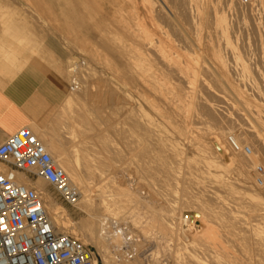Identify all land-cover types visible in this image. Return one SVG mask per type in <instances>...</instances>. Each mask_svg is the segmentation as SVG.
<instances>
[{"label":"rangeland","instance_id":"374dc122","mask_svg":"<svg viewBox=\"0 0 264 264\" xmlns=\"http://www.w3.org/2000/svg\"><path fill=\"white\" fill-rule=\"evenodd\" d=\"M178 1H179L180 5H179ZM209 1H211L210 3L212 5V7L215 8V11L213 12L212 8H208V11H206V21L201 20L199 23H196V26L194 27V29H193V27L190 28L189 23L186 22V18H184V26H185V28H187V30L184 28L186 32L183 31V33H182V31L181 32L178 30L176 31L174 26L170 23L167 12L164 11L165 9L163 7V4H164L168 8L171 7V8H169L170 10L174 9L177 11H180V10L182 11V9H183L182 3H184V5L186 3V1H182V0H169V1L168 0H0V30L1 31H8V30L12 31L13 29L14 30L16 29V30H19L20 33L22 34V36H20L19 38L16 39L17 40V43H16L17 48H10L9 53L8 52L4 53V57H2V60H3V62L7 63L9 60V55L15 56V57H11V62L17 63L20 60L21 61L26 60L31 55H34V54L39 55L38 54V47H39V49L43 52L42 59L45 60L46 63L50 67H52L60 76H62L66 80L68 85L70 84V86H71L73 83L79 85V86H77V89H75L73 91L69 90V92L65 95L61 104L45 110L43 118L41 119V122L39 123V125L41 127H44L43 129H46L49 132L50 128H47V127L52 126L54 128V129H52V131L53 132L56 131V133L58 135H65L66 134L68 137V139H65V142H67V144H68L66 146L67 147L66 149L71 153L73 151L74 152L77 151V154H79L80 156L85 154L84 152L82 154V151L80 149L81 148L85 149L86 147L83 148L84 146H80L77 143H78V141L79 142H82V141L87 142L88 141L89 146L88 145H86V146H87V149L90 150L89 154L93 153L92 155L95 154L94 155L95 157H102L101 152H103L105 154V152L103 150L104 147L102 146L103 143L100 140L99 141L97 140L94 143L92 141L84 139L87 134H90V132L86 131L87 125L85 124V121L82 118L84 117L85 120L87 119L88 121L93 122V124H94V126H96V128L93 129L94 131H91L92 134L98 133L99 136L103 135V137H101V138H104V139L107 138L106 139V143L108 142L107 151H108V153H110L111 156H113V157L115 156L114 157L115 158L114 166H116L115 168H117L115 170L116 176L119 177L121 175L122 176L124 175V177H127V178L129 177L128 179L132 180L133 182L135 181L136 188L138 191H140L139 194L141 195V197L146 198L148 196V190H147L146 186H144V184L145 183L150 184V185L152 184L151 186L153 188L157 189L160 193V195H158L159 197H157L158 202L164 198L163 199L164 202L168 201L166 203H169V202H170V204L172 203L171 205H174L173 207L175 208V211L178 213L177 214V216H179L178 218L185 220V218L187 219L191 216L194 217L195 224L193 226V230H195L196 233H198V234L202 231V226H201L202 222H201V216H200L199 212H200V210H202L207 214L208 219L212 222L211 224H212L213 228L221 233V235L220 234L219 235H220V239L222 240V244L225 243V244H223V246H225V248L227 249L226 250L227 254L228 253L230 254V255L228 254L229 256L227 255V256H223L221 258L219 257L220 259L217 258L218 261L221 262V264H234V263L235 264H243V263L244 264H257V263L260 264L261 262H262L261 264H264V255H262V254H264V250H261V253H260V250H256V248H252L250 246L249 247L245 246L243 241H241L242 237L244 235L243 231L240 232L239 228H237V227H234V228L230 227L228 229L227 228L223 229L224 226L222 228L219 227L220 224L222 226V223H224V222L227 223L229 221V219H230L229 217L231 215L238 214L240 217L244 218V216H247L250 212L256 211V210L258 211L259 207L261 208L260 205L264 204V191H262V189H264V160H262V159H264V155H262V154H264V151H262L264 149H262V148H264V147H262V145L257 142V140H256L257 138H255V135L251 136L250 133L247 131L249 128L248 124L246 123V125H245V122H242V119L237 114L232 112L233 111L232 109L225 107V105L223 104L224 100L229 102V104H233V101L230 99L228 92L224 90V88H223L224 86L221 85L220 82L215 80L214 77L211 75V73H207V72L206 73H204V72L199 73L198 79L201 80V82H204V84H206L210 90L209 91L204 90L205 92L200 90L201 92L199 91V95L196 94L195 98L196 97L197 98L196 99L194 98L195 105L197 106V104H200L201 102L202 103H201V105H198L199 107L198 106L196 107L194 105L196 110H195V113H193V114H196V115H195V117L193 115L192 116L193 119L192 118L191 119L193 121L194 118H197L198 115H200L202 118L200 116H198L200 118L195 119L193 121L194 122L193 126H192L193 123H192L191 119H190L191 122L188 120V122L185 125L186 130L181 135L178 134L177 130H176V126H178L179 124L171 125V126H168V125H158L157 126L155 133L156 134L158 133L157 135H160L163 139H165L163 142L165 145H166V142L169 143V144H167V147H169V146L174 147L173 149L175 150V156L177 157V158L176 157L172 158L173 161H172V159L166 158V159H168L166 165L169 164L167 167L170 168L171 173L173 174L174 171L175 172L178 171L177 173L179 174V176L177 173H176V175L174 174L175 177L171 181L167 182L168 183L167 184L164 181V178H163L164 175L160 174L161 172L156 173V176H155V174H152L150 176L144 175V177H142L143 174H138V172H137V161H136L137 159L135 157L134 151H135V146H136V135L140 131H139L135 122L143 119L140 117H146V118L152 117L151 111L148 110L147 108H145L140 102V100H142L141 94L143 92L142 85L139 83H136L132 86H125V85L121 84L120 82H118V80L115 78L116 75L114 73H110L112 71L109 70V69H111L110 68L111 64L113 65L115 61H118V58L114 54V51H112L106 47V44L104 42V38H111L114 35V37L111 38L112 43H114V44L124 43L125 42L124 40H121V41L117 40V37L119 38V36L116 35L115 29L121 23H125V24H132L133 30L134 29L135 30L136 29H140V30L146 29V31L148 30L147 33L149 36H151V39L153 41L154 40L156 41L159 37H160L159 39L166 40L167 39L166 37H168V40L169 41L171 40L170 42H174V43L177 42L176 45H178L179 42L182 40L184 43L183 44L184 45L183 46L184 52H186L192 56H195L194 52H196L197 57H199L200 59H204L205 56L207 55V52H205V48H203V49L201 48L199 51H198V49H193V47L190 44H188L189 42H187V39L184 37H187V38L192 37V39L195 38V40L197 38L198 40L201 41L202 44H204L203 47L210 46V47L214 48L215 51H218L219 53L221 52L220 55L223 57V60L227 63L228 66L232 60L231 56H230V54H231L230 52L237 53L240 56L241 60H243L245 63H248V64L250 63L249 65L246 64V66L248 67L247 68L248 75L250 76V79L251 78H252L251 80L254 79L253 81L255 82L257 79V76L252 77V75H256L257 69H259V67L257 65L259 63H257L258 60L256 61V59L259 58V55H260L259 53L262 52V50H264V41H261V40H264V28H261V27H264V13H262L261 8H260V6H264V4L260 5L258 2L252 3L251 2L252 0H248L249 5L248 4L243 5L241 3V0H232V2H230V0L229 1L228 0H225V1L224 0L223 1L222 0H214L215 3L213 0H209ZM156 2H157V4H156ZM227 2H229L230 4ZM111 3H114V5ZM234 3H237L238 5H236ZM257 3L259 4L258 6H257ZM261 3H264V1H262ZM159 4H161V5H159ZM252 4H254V5L252 6ZM154 5H156L157 8ZM237 6H239V7L241 6V7L239 8ZM153 7L156 8V10H154ZM242 7H244L245 9ZM101 9H104V12H102V13H105L104 14L105 15L104 16V18H105L104 22L102 20H100L101 19L100 15H102V14H99L100 13L99 11H101ZM253 9H256V11L257 10L258 11L257 12L255 10L253 11ZM262 10H264V9H262ZM155 11L157 13H159L160 15L162 12V15L159 17L155 16V13H156ZM210 11H211V13H208ZM215 12H216L217 20H215ZM217 12L219 13V15L217 14ZM66 13L68 15H71L72 13H78L79 17H81V15L83 14L85 16H90V19L86 17L84 20L80 21L81 24H79V23L75 24L74 29L67 30L66 29L67 27L65 26V21L68 18V15ZM207 13L210 15H208ZM256 14H257V16H256ZM156 15H158V14H156ZM208 16H209V18H208ZM211 17H213V18H211ZM221 17L223 18L222 21H224L222 23L226 24L225 30L221 29L219 26L218 18H221ZM99 20H100V24L98 25L99 31H97L95 23H97ZM248 20H249V22H248ZM165 22L168 25H166ZM215 22H217V23H215ZM257 22L259 23V26H258ZM210 24H212V25H210ZM233 24H235V25H233ZM83 25H89V26L92 25L90 34L82 28ZM197 25H198V27H197ZM238 25H239V27H238ZM187 26H189V28ZM227 26H231L229 28L230 30L228 29ZM167 28H169V29H167ZM196 29H197V31H196ZM258 29H261L262 32H260V30H258ZM108 30L110 33H107ZM237 30H238L239 34L236 32ZM185 33H187V34H185ZM256 33H258V34H256ZM111 34H113V35H111ZM235 34L237 36H235ZM181 35H182V37H181ZM241 35H243V36L241 37ZM239 36L241 37V39ZM178 37H179V39H178ZM114 38H116V39H114ZM242 38H243V40H242ZM259 38H261L260 41L258 40ZM177 39L180 41H178ZM175 40H176V42H175ZM113 41H115V42H113ZM261 42H262V44H261ZM48 44H51V46H53L54 48L57 49V52L55 54H54V52L51 51V49H50V51L47 50ZM247 44H249V45H247ZM215 45H216V47H215ZM239 46L240 47L242 46L241 50L239 49ZM31 47H32V49H31ZM225 48H228V49H225ZM259 49H260V52L258 51ZM242 51H244V52H242ZM240 53H242V54H240ZM254 53H255V55H254ZM107 54L109 55V57H113V58H111L112 59L111 62H110L111 59H109ZM245 54H247V55H245ZM241 55L243 58L241 57ZM250 60H251V62H250ZM81 62H83V64H81ZM108 62H110L111 64H109ZM207 64H208V62H207ZM232 65L233 64H231L230 66H232ZM255 65H256V68H255ZM77 66H79V67H77ZM259 66L261 68L260 64H259ZM73 67H74L73 71H69V69L71 70V68H73ZM250 67H252L253 73H252L251 69H249ZM75 68H77V69H75ZM255 69H256V71H255ZM75 70H79V71H75ZM84 71H87V72H84ZM232 71H230L231 73L228 72L227 79H229V82L233 83L235 81V83H237V79H238L237 77L238 76H236V74L239 75V72L233 71V72H235V74H233L235 76H233ZM250 73H252V75ZM104 82H105V85H104ZM103 85L105 87L112 86L114 88H117L118 92L120 94L122 93L123 95L128 97L129 102L128 103L116 102V100H114L113 103L109 102V104H108L106 102L108 100H105V98L104 99L100 98L98 100H94V102H91V100L88 99L86 96V90L87 91H94L98 88L99 89L102 88V90H105L106 88L103 87ZM217 87H219V88L221 87L220 90H218ZM74 91H75V93H74ZM219 91H221V92L219 93ZM205 94H207V95H205ZM208 95L210 97H206ZM67 100H69L70 103H67ZM203 101H204V104H203ZM210 101H211V103H210ZM205 102H206V104H205ZM93 103L97 105V106L95 105L97 110L93 108V111H91L92 109H90V107ZM103 103H105L107 106L104 105ZM200 106H202L201 109H199ZM123 108L124 109L127 108V112H121L120 109H123ZM209 108H211L213 110V114H214L213 117L211 115L212 113L210 111L209 112L207 111ZM215 108L216 109L219 108V109L216 110ZM83 110L85 111V113L83 112ZM134 110L137 113V115L134 112ZM200 110H201V112H200ZM214 110H216L215 111L216 117H214L215 116ZM88 111L89 112L91 111V112L88 113ZM97 111H99L100 117H99V115H97L98 114ZM197 111H199L200 114H198ZM82 112L84 113L83 117H82V115L81 116L79 115V113L83 114ZM233 113L235 116L233 115ZM203 116H204V118H203ZM135 117L137 118V120H135ZM97 119H99V122ZM203 119H204V121H202ZM236 121H239V122H236ZM208 122L211 125H209ZM233 124H235L236 126ZM135 125H136L137 129L135 128ZM219 127L222 129H220ZM194 128H196V129H194ZM208 128H210V129H208ZM195 130H197V131H195ZM202 130H203V133L200 132ZM217 130H218V133H217L218 135L216 134ZM243 130L245 132V135L243 133ZM193 131H195L197 134ZM206 131L210 132V134H211L210 136H216V137L221 135V134L223 135L224 133H226V137H227V135H230L231 137H233L236 140V142L239 144V149H240L238 151L244 152V154H242V152L240 153V154H242L241 157L244 159V161L242 162L243 170H242V168H241V170L240 169L237 170L236 168H228L225 170V171L228 170L227 171L228 173L225 172L224 169H223V171L222 170H216V172L212 170V175L216 176V179L213 176L211 177L210 180H207V181L203 178L206 175L205 173L207 170L203 164V162L205 160H203V158L199 154L196 155V152H197L196 149L197 148L203 150V152L205 151L206 155H204V156L208 159L209 158L210 159L216 158V156L218 155L217 158L218 159L221 158V159L216 160V161L222 162L224 160V159H222L223 157L222 156L220 157L219 154H217L216 156H212V155H215L216 153L214 154V152H213V148L210 145L211 143L208 140V138L210 136H208V134H206L207 133ZM213 131L215 132V134H213L214 133ZM254 131L256 133H258V131H259L260 132V133H258L259 137L264 138V131H260V130L257 131V129H254ZM191 132H193V133H191ZM32 133H33V135L37 134L36 131H32ZM242 133H243V138H242ZM198 134L201 138L206 137L207 140H206V138H205V141L203 139L200 140V137L197 136ZM222 135L220 136L221 137L220 141L223 142L224 146L228 150L230 149V151H228V152L230 153L232 150V152L234 154H236L237 150H234L233 147L231 145H229L228 142L225 144L224 140H226V137L224 135L223 136ZM179 137H180V139H179ZM222 137H224L223 138L224 140L222 139ZM187 139H188V141H187ZM189 140L191 142L192 141L193 142L191 143V142H189ZM90 143H92V144L90 145ZM227 144L231 148L226 146ZM213 145H214V147H216V149L219 150V148H218L219 146L217 144L214 143ZM253 145H254V147H253ZM190 147L192 149H190ZM127 153L129 155H127ZM161 153L162 154H160V155L168 156L167 155L168 151H166L167 154H165L164 151ZM121 154H122V156H121ZM253 154H254V156H253ZM108 155L109 154H107V156ZM258 155L259 156L261 155V157H259ZM257 157H259V159ZM252 160L254 162L255 161L256 162L254 163ZM257 160L258 161L260 160L259 163ZM173 162H176V163H173ZM244 162H246V163H244ZM190 165L193 167V168H191L192 170L191 169L189 170V168L191 167ZM188 166H189V168H188ZM246 166H247V168H246ZM257 167H261L262 171L260 173L256 172ZM135 169H136V171H135ZM126 170H127V172H126ZM119 171L123 174H121ZM196 171H197V173H196ZM240 171L242 172V174H240ZM136 172H137V174H136ZM213 172H215V173H213ZM190 175L192 177L191 179L189 178ZM224 177H225V180H224ZM188 178L190 180H188ZM198 178H200V179H198ZM195 179H196V181H194ZM250 179H251V181H250ZM183 180H185V182ZM173 181H175V182H173ZM41 182L45 186L46 190L48 192H50L54 201L56 203H58V205L60 206V208H61L60 210L62 211V214H65L66 216H68L69 219L73 222H77V221L79 222V221L84 220L86 218V215L84 213H82L79 210H77L73 207H70V206L66 205L64 202H62L59 199L57 193L55 192V190L53 189V187L51 185H49L48 183H46L43 180ZM190 182L192 184H190ZM194 182H195V184H194ZM186 183H187L188 188L185 185ZM197 185H198V188H197ZM194 186H196V187H194ZM205 186H207V187H205ZM182 189H183V191H182ZM218 189H219V191H218ZM185 190H187V191H185ZM190 190H191L192 194H191ZM161 191L163 193H161ZM253 193H254V195H253ZM162 195H163V197H162ZM202 195L205 198H203ZM183 196H184V199H183ZM160 198H162V199H160ZM199 198L201 201L199 200ZM209 198H211V199H209ZM224 198L226 200H224ZM215 199H216V201H215ZM169 200H171V201H169ZM242 200H244V201H242ZM249 200L253 201L254 204L256 203L259 205V202H261V204L257 207L252 206V208H251L250 204H247V202H246ZM163 201H161L160 203H163ZM206 201H208V202H206ZM213 201H215L217 204L215 202L213 204ZM182 202L185 204V206H184V204H182ZM209 202H211V204ZM203 203L206 205V207ZM208 203H209V205H208ZM236 203H238V204H236ZM229 204H230V206H229L230 208L227 207ZM179 205H181V207L183 209ZM213 205H214V207H213ZM234 205H236V206H234ZM191 206H192V208H191ZM219 206L221 207V209L222 208L223 209L219 210V208H220ZM262 207H264V206H262ZM176 208H179V209L177 210ZM236 208H237V210H236ZM246 209H249V210H247V213H245ZM213 210H215V212ZM250 210H252V211H250ZM225 211L227 214L225 213ZM239 211H240V213L242 212L241 213L242 215L239 213ZM145 230L147 233L146 236H148L149 239L147 238L146 245L144 244V246H142L140 248V252L141 253L143 252L142 253L143 256L140 257V260H143L142 261L143 264H146V262H147V264H175V262H178L176 264H183V263L184 264H197L196 260L193 259L192 257L190 258V256L188 255V252H190V251L186 250L184 246H180V245L175 246L179 250L177 251L176 255L174 256L175 262H173V258H172L173 256L171 257L167 251L165 252L163 250V246H165L167 244L166 243L165 244L164 243L163 244H157L156 241L152 240L153 236L151 237V235H153V234L155 236L159 235L157 230L153 229L149 226L147 228H145L144 231ZM59 231L64 232L63 228H61V227H59ZM230 231H231V233H230ZM232 231H233L235 236L233 235ZM226 234H228V235H226ZM69 235L78 238L84 245L91 247L96 254L98 264H103V263H101L102 262L101 258L98 256L95 249L92 246L84 243L81 240L80 234L70 232ZM173 237L174 236H172L170 239L173 240L174 239ZM228 238H229V240H228ZM232 239H233L234 243H233ZM237 239L239 240V242L237 241ZM178 242H174V241L172 242L171 241L170 242L171 246L168 249H170L172 247V245H175ZM236 246H238V247H236ZM196 247H198V246H196ZM155 249L157 250L156 255L151 256V253L154 252ZM170 250H174V249L171 248ZM198 250H200V248L199 249L195 248V251H194L197 258L201 257V258L206 259L207 262L205 261L206 262L205 264H207L208 262H209L208 264H215V262H211V260L209 258H206L207 257L206 255L203 256L201 251H198ZM234 250H237V251H234ZM197 251H198V253H197ZM252 255H254L255 257ZM257 255H258V257H257ZM211 256H213V255H211ZM145 257H147L146 261L144 260ZM247 257L250 259H248ZM222 258H223V260H222ZM244 259H246V260H244ZM190 261H191V263H190ZM193 261H194V263H193ZM213 261H216V264H220L217 260H213ZM157 262H160V263H157Z\"/></svg>","mask_w":264,"mask_h":264},{"label":"bare ground","instance_id":"6f19581e","mask_svg":"<svg viewBox=\"0 0 264 264\" xmlns=\"http://www.w3.org/2000/svg\"><path fill=\"white\" fill-rule=\"evenodd\" d=\"M182 1H186V3L184 5V3L181 2L183 4L182 5L183 9H182V11L180 10L181 12L174 10L173 8H172L173 10H170L169 8H171V7L168 8V7H166V5H164L162 3L163 7L165 9L164 11L167 12L170 23L174 26L176 31L177 30L180 32L182 31V33H183V31H185V29L187 30V28H185V26H184V18H186V22L189 23L190 28L193 27V29H194V27L196 26V23H199L201 20L206 21V11H208V8H212L213 12L215 11V8L212 7V5L210 3L211 1H209V0H182ZM262 1H264V0H252L251 2L252 3L258 2L261 5V4H264V3H261ZM230 2H232V0H230ZM178 3H179V1H178ZM214 3H215V1H214ZM227 3H229V2H227ZM258 3H257V6L259 5ZM111 4L114 5V3H111ZM156 4H157V2H156ZM234 4L238 5L237 3H234ZM159 5H161V4H159ZM179 5H180V3H179ZM253 5L254 4H252V6ZM154 6H156V5H154ZM237 7H239V6H237ZM156 8H157V6H156ZM156 8H154V10H156ZM242 8H244V7H242ZM260 8H261L262 13H264V10H262V9H264V6H260ZM254 10L256 11V9H253V11ZM208 13H211V11ZM156 14H158V15H156ZM217 14L219 15L218 12H217ZM161 15H162V12H161ZM161 15L157 12L155 13V16H157V17H159ZM208 15H210V14H208ZM256 16H257V14H256ZM213 17H211V18H213ZM208 18H209V16H208ZM222 19H223L222 17L218 18L219 26L221 29L225 30L226 24L222 23V22H224V21H222ZM100 20H102L104 22L105 21L104 16H101ZM100 20L95 25L97 28V31H99L98 25L100 24ZM215 20H217L216 12H215ZM248 22H249V20H248ZM215 23H217V22H215ZM166 25H168V24L166 23ZM198 25H197V27H198ZM210 25H212V24H210ZM233 25H235V24H233ZM231 26H227L228 29ZM258 26H259V23H258ZM187 27L189 28V26H187ZM238 27H239V25H238ZM261 28H264V27H261ZM167 29H169V28H167ZM258 30H260V32H262L261 29H258ZM147 31H146V29L145 30H140V29H136V30L134 29L133 30L132 24L121 23L115 29L116 35L119 36V38L116 35L115 36L117 37L118 41L124 40L126 43L125 42L121 43V44L112 43L111 38L114 37L113 34H111V35H113V37H111V38H104V42L106 44V47L109 48L110 50L114 51V54L118 58V61H115L114 64L112 65L110 62L112 61L111 58H113V57H109V55L107 54L109 59H111L110 62H108L109 64H111V66H110L111 69H109V70H111L112 72H110V73H114L116 75L115 78L118 80V82H120L121 84H123L125 86H132L136 83L141 84L143 92L141 94L142 100H140V102L145 108L150 110L151 114H152L151 118L140 117L143 119L135 122L139 131H140L136 135V146H135V151H134L135 157L137 159L136 161H137V172H138V174H143V176L141 175L142 177H144V175L150 176L152 174H155V176H156V173L161 172L160 174L164 175V177L163 176L162 177L164 178V181L166 183L171 181L175 177L174 174L176 175V173L178 171L176 170L177 172H175L173 170L175 173L173 172V174H172L170 171V168L167 167L169 164L166 165L168 159H172V158L176 157L175 156V150L173 149L174 147H171V146L167 147V144H169V143L166 142V145L163 143L165 139H163L160 135H157L158 133L157 134L155 133L156 128L158 125L171 126V125L179 124L178 126H176L177 133L180 135L184 133V131L186 130V127H185L186 123L188 122V120L190 121V119L192 118L193 115H194V117L196 115V114H193V113H195V110H196V108L194 107V105H195L194 98H195L196 94L199 95L200 90H202V91H204V90L209 91L210 90L209 87L206 84H204V82H201V80L198 79L199 73H202V72L211 73V75L214 77V79L217 80L218 82H220L221 85L224 86V87L223 86L222 87L224 88L225 91L228 92L230 99L233 101V104H229V102H227L226 100L223 99L224 97L222 98L224 100L223 104L225 105V107L232 109L233 110L232 112L237 114L242 119V122H245V125H246V123L248 124L249 128L247 131L250 133L251 136L255 135V138H257L256 139L257 142L259 144H261L262 147H264V138H260L259 134H258V133H260L258 130L264 131V50H262V52H260V49L258 50L260 52L259 53L260 55H259V58L256 59V61L258 60L257 63H259L261 65V68H260L259 64H257L259 69H257L256 75H252V73H253L252 67L249 68L252 71V73H250L252 75V77L257 76V79L254 77L256 79V81L254 82L253 81L254 79L251 80L252 78L250 79V76L248 75V70H247L248 67L246 66V64H248V63H245L243 60H241L240 56L237 53L230 52L231 53L230 56H231L232 60L229 64V66L231 64H233V65L229 67L227 65V63L223 60V57L220 55L221 52L219 53L218 51H215L214 48H212L210 46L205 45L206 47H203L204 44H202L201 41L198 40L197 38L195 40V38L192 39V37L191 38L184 37L187 39V42H189L188 44H190L193 47V49H198V51H199L201 48L202 49L205 48V52H207V55L205 56L204 59H200L199 57H197L196 52H194L195 56H192V55L184 52V47H183L184 43L182 40L181 41L178 40L179 37L177 39L178 41H180L178 45H176V43H177L176 40H175L176 43L170 42L171 40L169 41L168 37H166L167 38L166 40L159 39L160 38L159 37L156 41L155 40L153 41L151 39V36L148 35ZM196 31H197V29H196ZM236 32L238 33V30ZM107 33H110L109 30L107 31ZM258 33H256V34H258ZM185 34H187V33H185ZM182 35H181V37H182ZM235 36H237V35L235 34ZM242 36L243 35H241V37ZM241 37H240V39H241ZM114 39H116V38H114ZM242 40H243V38H242ZM258 40L260 41L261 38H259ZM261 41H264V40H261ZM113 42H115V41H113ZM261 44H262V42H261ZM247 45H249V44H247ZM215 47H216V45H215ZM241 47L239 46L240 50H241ZM225 49H228V48H225ZM242 52H244V51H242ZM240 54H242V53H240ZM245 55H247V54H245ZM254 55H255V53H254ZM241 57H242V55H241ZM207 62H208V64H207ZM250 62H251V60H250ZM81 64H83V62H81ZM77 67H79V66H77ZM255 68H256V65H255ZM73 69H74V67L71 68V70L69 69V71H73ZM75 69H77V68H75ZM232 70L239 72V75L236 74V76H238L237 77L238 78L237 83H235L234 80H233L234 81L233 83L229 82V79H227L228 72H230ZM75 71H79V70H75ZM233 71H232V75L235 74V72H233ZM255 71H256V69H255ZM84 72H87V71H84ZM233 76H235V75H233ZM104 85H105V82H104ZM104 85H103V87H105ZM105 88H106L105 90H102V88H100V89L98 88L94 91H87L86 90V96L88 99L91 100V102H94V100H98L100 98H103V99L105 98V100H108V101H106L108 104H109V102L113 103L114 100H116V102H124V103L129 102L128 97L123 95L122 93L120 94L118 92L117 88H114L112 86H108ZM220 88L217 87L218 90H220ZM70 91H73V90H70ZM220 92L221 91H219V93ZM74 93H75V91H74ZM205 95H207V94H205ZM206 97H210V96L208 95ZM204 101H203V104H204ZM67 103H70V101L67 100ZM105 103H103V104L106 105L107 103L106 104ZM201 103L197 104V106L201 105ZM210 103H211V101H210ZM93 104L90 107V109H92L91 111H93V108L96 109V106H97L96 104H94V105ZM205 104H206V102H205ZM201 107L202 106H200L199 109H201ZM218 109H216V110H218ZM120 110H121V112H127V108L126 109L123 108ZM216 110H214V113ZM207 111L208 112L210 111L212 113V114L211 113L210 114L213 117V115H214L213 110L211 108H209ZM83 112L85 113L84 110H83ZM90 112L88 111V113H90ZM97 112H98L97 115H99V111H97ZM134 112H135V110H134ZM197 112H198V114H200L199 111H197ZM200 112H201V110H200ZM84 113L83 114L79 113V115L80 116L82 115V117H83ZM234 113H233V115H234ZM136 115H137V113H136ZM198 116H200V115H198ZM198 116H197V118H194V120L201 117V116L200 117H198ZM99 117H100V115H99ZM136 117H135V120H137ZM214 117H216V113H215ZM203 118H204V116H203ZM82 119H84L85 124L87 125L86 131L90 132V134H87L84 139L92 141L94 143L97 140L98 141L100 140L103 143L102 146L104 147L103 150L105 152V154L103 152H101L102 157H95L94 156L95 154L92 155L93 153L89 154L90 150H88L87 146H86L89 144L88 141L87 142H84V141L79 142L78 141V143H77L80 146H84L83 148L86 147L85 149H82V148L80 149L82 151V154H83V152L85 153L82 156L77 154V151L76 152L73 151L72 153L69 152L66 149L67 148L66 146L68 144H67V142H65V139H68L67 135L66 134L65 135H58L56 133V131H54V132L52 131V129H54L52 126L47 127V128H50L49 132L46 129H38V130H32V131L37 132V134L34 136L44 146L45 150L52 157L55 164L60 169L63 170L67 183L72 188L77 190V192L79 194V198H78L77 202L72 207L79 210L80 212H82L86 215V218L84 220H81L79 222L78 221L73 222L69 219L68 216H66L65 214H62V211L60 210L61 209L60 206L58 205V203H56L54 201L50 192H48L46 190L45 186L41 182L42 181L41 179H37L32 184L30 182V180L25 175L17 174V176H16V180L18 183L35 189L36 192L40 195L45 213H46L49 221L51 222V224L55 228H57L58 232H61V231H59V227H61L64 230V232H62V233L66 234V235H69L70 232L80 234L81 240L84 243L92 246L95 249L96 253L101 258V261H102L101 263H103V264H143V262H142L143 260H140V257L143 256V254H142L143 252L140 255H136L134 257L129 258L128 255L125 254L126 252H119L118 253L117 251H118V249H120L122 247L136 248L138 251H140V248L142 246H144V244L146 245V242H147L148 236H146L147 233H146V230L144 231V229L147 228L148 226L153 228V229H156L158 234H159L158 236H155L154 234L151 235V237L153 236L152 240L156 241L157 244H163V243L167 244V245L163 246V250L165 252L167 251L171 257L173 256L172 257L173 262H175L174 256L176 255L177 251L179 250L175 246H178V245L184 246L186 250L190 251V252L187 251L188 255L190 256V258L192 257L193 259H195L197 264H205L207 261H206V259L201 258L199 256H198L199 258L196 257V254L194 253L195 248L196 249L200 248V250H198V251H201L203 256L206 255L207 256L206 258H209L211 260V262H215V264H216V261H213V260L218 261V259H220L221 257L227 256L229 254V253L227 254V251H226L227 249L225 248V246H223V244H225V243L222 244V240L220 239L221 233L213 228V226L211 224L212 222L208 219V216L204 211L200 210V212H199V214L201 216V222H202V225H201L202 231L198 234V233H196L195 230H193V226L195 224L194 217L191 216L187 219L185 218V220L178 218L179 217V216H177L178 213L175 211V208L173 207L174 205H171L172 203L171 204H170V202L166 203L168 201L164 202L163 201L164 198L163 199L160 198V199H162L161 201H163V203H160L161 201L158 202L157 197H159L158 195H160V193L157 189H155L151 186L152 184L151 185L146 184V183L144 184V186H146V188L148 190V196L146 198H144V197H141V195L139 194L140 191L137 190L135 181L133 182L132 180L128 179L129 177L128 178L124 177V175L123 176L121 175L119 177L116 176L115 170L117 168H115L116 166H114V164H115V158L114 157L115 156L114 157L111 156L110 153H108V151H107V145H108V142L106 143L107 138L106 139L101 138V137H103V135L100 134L101 136H99L98 133L92 134L91 131H94L93 129L96 128V126H94L93 122L88 121L87 119L85 120L84 117ZM99 119H97L98 122H99ZM192 119H191V121H192ZM193 121H192V123H193L192 126L194 125ZM202 121H204V119ZM239 121H236V122H239ZM136 125H135V128L137 129ZM209 125H211V124L209 123ZM233 125H235V124H233ZM196 128H194V129H196ZM208 129H210V128H208ZM220 129H222V128H220ZM254 129H257L258 133H256L254 131ZM32 131H31V133H32ZM195 131H197V130H195ZM195 131H193V132H195ZM193 132H191V133H193ZM200 132L203 133V130ZM217 133H218V130H217L216 134ZM243 133L245 135L244 130H243ZM243 133H242V138H243ZM206 134H208V136L211 135L209 131ZM213 134H215V132ZM221 135L217 136L219 139L216 136H210L208 138V140L211 143L210 145L213 148L214 154L216 153L215 155H212V156H216L217 154H219L220 157L222 156L223 157L222 159H224L222 162L216 161V160L221 159V158L220 159L217 158L218 155L216 156L217 159L216 158H213V159L209 158L208 159L204 156V155H206L205 151L203 152V150H201L199 148L196 149V151H197L196 155L199 154L203 158V160H205L203 162V164H204L207 171H206V173L204 172L206 174L205 175L206 177L204 176L203 178L206 181L210 180L211 177L213 176L212 170L215 172H216V170H222L223 171V169L225 171L228 168H236L237 170L238 169L241 170V168H242V170H243L242 162L244 161V159L241 157V155L244 154V152L241 151L242 154H240L241 152L238 151V150H240L239 144L230 135H227V137H226V133L223 134L226 137V140H224L223 139L224 137H222V139L225 141V144L228 142L229 145H231L234 150H237L236 154H234L232 152V150H231V152H230L231 154H230L228 152V151H230V149L228 150L224 146L223 142L220 141ZM197 136H199V134ZM205 138L200 137V140L203 139L205 141ZM179 139H180V137H179ZM206 140H207V138H206ZM187 141H188V139H187ZM189 142H191V141L189 140ZM214 143L219 146L218 147L219 150L216 149V147H214V145H213ZM91 144L92 143H90V145ZM226 146H228V144ZM253 147H254V145H253ZM229 148H231V147H229ZM190 149H192V148L190 147ZM262 149H264V148H262ZM165 150L168 151V154L166 153ZM163 151L168 156L164 155L165 156L164 157L163 155H160V154H162L161 152H163ZM262 151H264V150H262ZM107 154H109V155L107 156ZM254 154H253V156H254ZM127 155H129V154L127 153ZM262 155H264V154H262ZM121 156H122V154H121ZM259 157H261V155ZM259 157H257V158L259 159ZM166 158H168V159H166ZM262 160H264V159H262ZM172 161H173V159H172ZM259 161H258V163H259ZM173 163H176V162H173ZM244 163H246V162H244ZM188 168H189V166H188ZM191 168H193V167L191 166L189 168V170ZM246 168H247V166H246ZM3 169H4V166L0 164V170H3ZM135 171H136V169H135ZM227 171H225V172H227ZM126 172H127V170H126ZM137 172H136V174H137ZM215 172H213V173H215ZM196 173H197V171H196ZM121 174H123V173H121ZM240 174H242L241 171H240ZM178 176H179V174H178ZM213 177H215V179H216V176H213ZM189 178L190 179L192 178L191 175ZM189 178H188V180H190ZM198 179H200V178H198ZM185 180H183V181L185 182ZM224 180H225V177H224ZM194 181H196V179ZM250 181H251V179H250ZM173 182H175V181H173ZM191 182H190V184H192ZM194 184H195V182H194ZM185 185L187 186V183ZM194 187H196V186H194ZM205 187H207V186H205ZM187 188H188V186H187ZM197 188H198V185H197ZM187 190H185V191H187ZM182 191H183V189H182ZM218 191H219V189H218ZM262 191H264V189H262ZM190 192H191V190H190ZM161 193H163V192L161 191ZM191 194H192V192H191ZM253 195H254V193H253ZM162 197H163V195H162ZM202 197H203V195H202ZM203 198H205V197H203ZM183 199H184V196H183ZM209 199H211V198H209ZM199 200H200V198H199ZM224 200H226V199L224 198ZM169 201H171V200H169ZM215 201H216V199H215ZM215 201H213V204ZM242 201H244V200H242ZM206 202H208V201H206ZM246 202H247V204H250L251 208H252V206L257 207L261 204V202H259V205L256 203L254 204V202L250 201V200L246 201ZM209 203L211 204V202H209ZM209 203H208V205H209ZM182 204H184V203L182 202ZM236 204H238V203H236ZM179 206L181 207V205H179ZM184 206H185V204H184ZM229 206H230V204L227 207H229ZM234 206H236V205H234ZM260 206H261V208L259 207L258 211L257 210L256 211L250 210L252 212H250L247 216L243 215L244 218L240 217L238 214L231 215L229 217L230 218L229 221L227 223H225L223 221L224 223H222V226L220 224L219 227L222 228L224 226L223 229H226V228L228 229L230 227L231 228H234V227L239 228L240 232L241 231L244 232L242 240L240 239L241 241H243L244 245L247 247L250 246L252 248H256V250H260V253H261V250H264V207H262V206H264V204H261ZM205 207H206V205H205ZM213 207H214V205H213ZM191 208H192V206H191ZM176 209L178 210L179 208H176ZM220 209H221V207L219 208V210ZM236 210H237V208H236ZM247 210H249V209H246L245 213H247ZM213 211L215 212V210H213ZM225 213H226V211H225ZM239 213H240V211H239ZM230 233H231V231H230ZM232 233H233V231H232ZM226 235H228V234H226ZM233 235H234V233H233ZM128 236H130V237H128ZM172 236H174L173 240L170 239ZM76 239H78V238H76ZM228 240H229V238H228ZM171 241L172 242L173 241L174 242L179 241L175 245H172L171 248L174 250H170L171 248L168 249L171 246V243H170ZM232 241H233V239H232ZM237 241L239 242L238 239H237ZM233 243H234V241H233ZM196 246H198V247H196ZM236 247H238V246H236ZM198 251H197V253H198ZM234 251H237V250H234ZM156 253H157V250L155 249L154 252L151 253V256L156 255ZM211 255H213V256H211ZM262 255H264V254H262ZM252 256H254V255H252ZM257 257H258V255H257ZM146 259H147V257L144 258L145 261H146ZM248 259H250V258H248ZM222 260H223V258H222ZM244 260H246V259H244ZM191 261H190V263H191ZM218 262L221 264L220 261H218ZM157 263H160V262H157ZM176 263H178V262H175V264ZM193 263H194V261H193ZM146 264H147V262H146Z\"/></svg>","mask_w":264,"mask_h":264},{"label":"built area","instance_id":"2783aa9c","mask_svg":"<svg viewBox=\"0 0 264 264\" xmlns=\"http://www.w3.org/2000/svg\"><path fill=\"white\" fill-rule=\"evenodd\" d=\"M77 86L73 83L70 90ZM0 164L4 166L0 170V264H98L91 247L58 232L51 224L36 190L17 182V174L25 175L32 184L41 179L70 207L79 198L63 170L28 128L0 144ZM261 171V167L256 168V172ZM117 252H126L129 258L141 254L128 247Z\"/></svg>","mask_w":264,"mask_h":264},{"label":"crops","instance_id":"0c3cea01","mask_svg":"<svg viewBox=\"0 0 264 264\" xmlns=\"http://www.w3.org/2000/svg\"><path fill=\"white\" fill-rule=\"evenodd\" d=\"M102 12L104 9L100 17L105 16ZM86 17L90 19L83 14L79 17L78 13L68 15L66 29H74L75 24H81ZM91 26L83 25L82 28L90 34ZM20 36L22 34L16 29L0 30V144L22 128L43 129L39 123L45 110L61 104L70 90V84L42 59L39 47V55H31L17 63L11 62V57L15 56L9 55L8 62H3L4 53L17 48L16 39ZM50 49L54 54L57 52L48 44L47 50Z\"/></svg>","mask_w":264,"mask_h":264}]
</instances>
